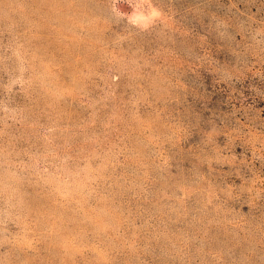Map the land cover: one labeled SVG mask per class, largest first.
<instances>
[{
	"label": "rangeland",
	"instance_id": "1",
	"mask_svg": "<svg viewBox=\"0 0 264 264\" xmlns=\"http://www.w3.org/2000/svg\"><path fill=\"white\" fill-rule=\"evenodd\" d=\"M0 264H264V0H0Z\"/></svg>",
	"mask_w": 264,
	"mask_h": 264
}]
</instances>
